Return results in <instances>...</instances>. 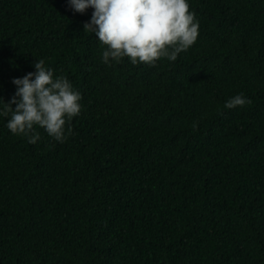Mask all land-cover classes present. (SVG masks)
Returning a JSON list of instances; mask_svg holds the SVG:
<instances>
[{
    "label": "trees",
    "instance_id": "1",
    "mask_svg": "<svg viewBox=\"0 0 264 264\" xmlns=\"http://www.w3.org/2000/svg\"><path fill=\"white\" fill-rule=\"evenodd\" d=\"M189 9L174 61L106 64L91 7L0 0V97L43 57L82 105L63 141L0 116V264H264V0Z\"/></svg>",
    "mask_w": 264,
    "mask_h": 264
},
{
    "label": "clouds",
    "instance_id": "2",
    "mask_svg": "<svg viewBox=\"0 0 264 264\" xmlns=\"http://www.w3.org/2000/svg\"><path fill=\"white\" fill-rule=\"evenodd\" d=\"M73 11L91 15L83 24L105 47L104 63L127 57L132 64L155 65L158 58L174 61L197 39L199 21L189 0H67ZM34 71L12 77L15 93L8 101L0 97V116L14 134L35 142L42 127L48 136L63 141L72 132L71 119L82 107L81 92L63 74H55L43 57L32 61ZM236 93L224 101L226 108L248 103ZM195 126V123L193 124Z\"/></svg>",
    "mask_w": 264,
    "mask_h": 264
}]
</instances>
